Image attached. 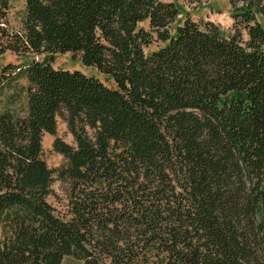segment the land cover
Masks as SVG:
<instances>
[{
    "label": "trees",
    "instance_id": "1",
    "mask_svg": "<svg viewBox=\"0 0 264 264\" xmlns=\"http://www.w3.org/2000/svg\"><path fill=\"white\" fill-rule=\"evenodd\" d=\"M10 4L0 59L23 62L0 95L25 86L23 115L0 113V264H264V0H228V35L161 0H25L18 30ZM67 53L108 83L55 69Z\"/></svg>",
    "mask_w": 264,
    "mask_h": 264
},
{
    "label": "rangeland",
    "instance_id": "2",
    "mask_svg": "<svg viewBox=\"0 0 264 264\" xmlns=\"http://www.w3.org/2000/svg\"><path fill=\"white\" fill-rule=\"evenodd\" d=\"M24 1L25 0H11L9 10V24L14 30H18L21 27V21L24 13ZM163 2H173L180 9V16L178 18V24H180L186 16L190 17L193 21L203 24L205 22H212L220 27V29L226 34L231 33L232 20L230 17V8L228 0H161ZM145 26V25H144ZM173 25L172 28H174ZM156 46H153L150 50H154ZM42 59V58H40ZM23 60L14 54L6 53L0 59V66L12 64L18 66L22 64ZM52 66L55 69L62 70H78L88 76H93L104 83H108L105 79L94 69L84 67L79 57L72 56L71 54H58L55 55ZM25 86V80L18 78L14 81L13 86L9 90H5L0 95V113L9 109L20 115H23V93L21 88ZM57 137L61 138L65 143L72 145L74 143L72 136L69 134L66 125L59 119L57 121ZM54 137L50 135H44L42 140L43 146V160L50 170L59 168L64 159L61 155L56 153L52 148ZM55 178V177H53ZM53 195L49 198V203L58 211H61L65 204V189L59 181L54 179L52 183ZM62 264H82L72 258L64 259Z\"/></svg>",
    "mask_w": 264,
    "mask_h": 264
}]
</instances>
